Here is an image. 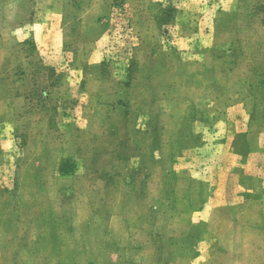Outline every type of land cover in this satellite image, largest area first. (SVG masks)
Listing matches in <instances>:
<instances>
[{
	"label": "rangeland",
	"instance_id": "obj_1",
	"mask_svg": "<svg viewBox=\"0 0 264 264\" xmlns=\"http://www.w3.org/2000/svg\"><path fill=\"white\" fill-rule=\"evenodd\" d=\"M219 128L264 150V0H0V264H264Z\"/></svg>",
	"mask_w": 264,
	"mask_h": 264
},
{
	"label": "crops",
	"instance_id": "obj_2",
	"mask_svg": "<svg viewBox=\"0 0 264 264\" xmlns=\"http://www.w3.org/2000/svg\"><path fill=\"white\" fill-rule=\"evenodd\" d=\"M243 106L244 103L232 104L228 110V120L234 121L235 123L241 121V109L243 110ZM241 131H243V129H236L234 132L230 133V135H227V129L219 128L214 133L215 138L219 139L218 143L215 145L216 152L219 153L216 156V163H218L217 165L219 169L226 170V176L228 175L229 179L226 178L225 180H219L218 182L213 179V184H216L218 187L209 195L202 212L204 213L202 217H206L210 209L225 203L228 199L234 198L236 201H240L243 198L242 193H244V191H253V189H247L240 183L239 174L235 173L233 170V163L235 162L241 163L244 175L260 179L261 184L264 187V150H252L244 158L232 150L231 146L236 134ZM225 137L226 141L225 139L221 141V139Z\"/></svg>",
	"mask_w": 264,
	"mask_h": 264
}]
</instances>
